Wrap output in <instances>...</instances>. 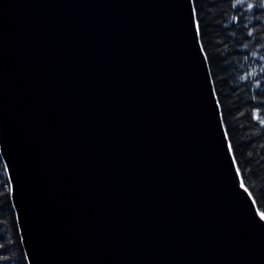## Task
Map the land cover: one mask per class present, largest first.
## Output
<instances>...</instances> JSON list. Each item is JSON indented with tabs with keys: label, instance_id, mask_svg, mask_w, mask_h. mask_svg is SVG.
Wrapping results in <instances>:
<instances>
[{
	"label": "water",
	"instance_id": "obj_1",
	"mask_svg": "<svg viewBox=\"0 0 264 264\" xmlns=\"http://www.w3.org/2000/svg\"><path fill=\"white\" fill-rule=\"evenodd\" d=\"M0 154L28 264H264L193 0H0Z\"/></svg>",
	"mask_w": 264,
	"mask_h": 264
},
{
	"label": "trees",
	"instance_id": "obj_2",
	"mask_svg": "<svg viewBox=\"0 0 264 264\" xmlns=\"http://www.w3.org/2000/svg\"><path fill=\"white\" fill-rule=\"evenodd\" d=\"M223 123L264 214V0H193ZM0 264H28L0 154Z\"/></svg>",
	"mask_w": 264,
	"mask_h": 264
}]
</instances>
